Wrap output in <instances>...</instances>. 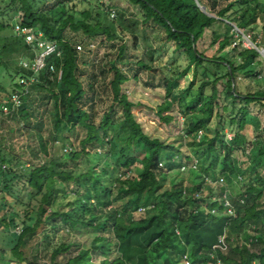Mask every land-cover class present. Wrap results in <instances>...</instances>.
<instances>
[{"label":"trees","instance_id":"trees-1","mask_svg":"<svg viewBox=\"0 0 264 264\" xmlns=\"http://www.w3.org/2000/svg\"><path fill=\"white\" fill-rule=\"evenodd\" d=\"M126 1L140 15L144 25L162 30L166 42L173 44L175 52L185 54L189 59L181 73L167 78L166 93L173 91L174 84L190 68H193V77L188 90L192 89L199 75L202 78L194 97L188 101H176L179 113L190 114L187 134L180 137H196L199 131L208 129L218 115L215 109L219 101L228 99L243 104L237 116L231 119L237 124L238 132L233 140L238 141L240 136L247 139L254 133L264 137L261 121L252 116L249 108L253 103L264 105V92L241 93L237 75V71L248 68L246 75L251 76L250 67L259 53L243 46L242 34L235 31L231 24L250 36L257 46H264V0ZM1 2L5 4L0 6V41L6 42L2 47L5 51H15L24 46L27 49L23 38L15 32L16 23L37 28L56 42L60 56L55 54L47 58L45 69L38 74V83L31 87L38 85L50 93L55 134L64 136L71 145L79 139V144L74 149L66 147L68 153L59 159L52 157L39 161V149L30 148L37 159L32 162L13 152V141L1 138L2 262L41 264L40 259L48 258L47 264H183L188 258L194 264H218V260L221 264H264V237L248 231L250 224L257 226L261 223L264 228V208L259 202L264 195V173L252 171L249 166L241 172L243 175L233 167L227 169V158L234 147L223 138V128H219L213 138L205 136L207 143L203 142L206 147L201 157L210 161H203L201 165L210 177L217 179L221 176L225 183L212 186L203 178L199 183L187 186L181 181L160 191L164 182L160 172L166 167L173 169L180 165L176 159L181 144L153 138L144 130L132 113L134 103L122 92V84L128 76L118 65L126 62L138 68L151 67L129 53L130 48L123 44L117 48V56L110 63L108 73L101 62L90 56V45L98 34L106 35L110 41L117 38L107 25L106 18L108 14L112 20L123 17L122 12H118L119 15L101 0ZM201 6L206 8V12ZM218 23L225 27L223 33L213 29ZM209 30L212 38L210 46H217L215 53L200 47V41ZM79 34L83 47L81 51L77 50L75 40V35ZM132 40V46L136 47L138 37L135 34ZM51 65L62 71L61 79L50 70ZM18 74L19 78H28L31 73L20 67ZM208 86L211 91L206 94ZM12 87V92L7 91L9 93L4 102L7 105H11L13 93L23 92L19 79ZM107 87L112 94L111 105L97 122V97L102 88L105 90ZM174 103L165 101L157 110L165 123L173 119L164 112L170 110ZM116 104L122 106L121 119L113 116ZM10 117L18 123L24 121L30 132L31 113L25 105L7 116L8 119ZM42 127V122L38 120L35 129L40 142L43 139ZM3 131L2 126V135ZM7 131L14 133L9 127ZM217 139L221 145L220 152L212 158ZM40 144L46 152V141ZM223 148L226 154L220 162ZM114 155L117 158L112 161ZM89 156H97L100 167L98 170L79 171L81 159ZM260 157H264V142L253 158L257 160ZM220 163L222 167L218 170ZM188 170L196 172L197 169ZM257 175L262 180L260 183H255ZM246 176L250 177V181L245 183ZM227 179L247 184L246 190L236 196V201L228 191ZM204 184L209 188L208 200L219 188V201L215 198L205 205L202 203L206 200L198 196ZM114 193L116 196L111 198ZM225 193L236 208L243 209L242 213L236 216L227 213ZM241 199L244 203L240 202ZM137 214L144 216L137 218ZM78 227L89 228L96 233L89 248L81 247L77 240L70 238L61 240L58 245H50L58 232L69 235ZM180 228L192 243L188 257ZM254 230L260 231V228ZM221 236L230 242L238 259L227 257L222 250L215 249ZM254 241L262 244L259 252L248 247ZM212 254L216 257L213 258Z\"/></svg>","mask_w":264,"mask_h":264},{"label":"rangeland","instance_id":"rangeland-1","mask_svg":"<svg viewBox=\"0 0 264 264\" xmlns=\"http://www.w3.org/2000/svg\"><path fill=\"white\" fill-rule=\"evenodd\" d=\"M97 2V0H95ZM99 1V0H98ZM104 5L110 9L115 10L116 13L122 12L123 17H115L113 20L110 15H107L106 20L107 25L110 26L112 33H114L117 38L115 40L106 39V35L98 34L93 42L90 45L91 58L96 61L101 62L102 67L108 69L110 63L115 60L117 56V48L120 45H127L130 48L129 53H133L135 56H138L144 60L150 69L138 68L135 64L128 65L124 62L123 65H118L122 68L123 72L128 76V80L122 84V92L128 96V98L134 103L132 107V113L135 115L137 120L143 125L144 130L153 138L165 139L168 142H174L175 144L180 145V152L176 159L180 165L176 166L173 169L164 168L160 172V178L164 179L162 189L160 191H165L172 187L173 184L184 181L185 184L192 185L199 183L203 178H209L210 174L206 172L201 164L203 161H210V159H202V151L206 147L204 143H207L206 137L213 138L217 135L219 128H223L225 141L228 142L230 146L234 147V151L227 158L228 170L229 167H233L238 170V173L244 171V169L249 166L252 171H258L259 174L264 173V157H260L257 160H254V155L257 153L259 147L264 142V137L261 138L257 134H253L251 137H248L247 140L245 137L240 136L238 141H234L235 135H237V124L231 122V119L237 116L239 113L240 107L243 106L241 102L234 103L231 99L228 101L220 100L218 106H216V113L218 114L213 118L209 124V128L205 131H201V137L194 136H185L180 137V135L187 134V125L190 121V114L185 116L179 113L180 108L177 100L188 101L194 97L197 93V89L201 83V76L196 79L194 86L191 90H188L190 80L193 77V68H190L186 74L179 78V80L174 84L173 91L170 94L166 93V83L167 78L176 77L181 73L189 63V59L185 54L177 53L174 50L172 43L166 42L165 35L162 30L150 28L144 25L141 22L140 15L136 13L135 9L129 6V3L126 0H101ZM0 3V6H3L5 2ZM106 8V7H105ZM121 15L120 13H118ZM118 16V15H117ZM114 21V22H113ZM113 22V23H110ZM235 26L234 23H231ZM213 29L218 33H223L225 27L221 24H215ZM239 29V28H237ZM235 30V28H234ZM240 32L243 33L241 29ZM236 31V30H235ZM238 31V33H240ZM135 34L138 37L137 46L133 47L132 35ZM241 34V33H240ZM74 36V34H72ZM235 36V35H234ZM248 36V35H246ZM243 37V36H242ZM250 37V36H248ZM261 38V37H259ZM211 31H207V36L200 41V47L203 50H207L209 53H215L217 51V46H210L211 42ZM75 40L77 44H80L81 34L75 35ZM239 42V41H238ZM5 41H0V104L5 102L7 94L13 91V85L19 79V70H20V58L25 54L29 55V51L24 47H21L15 51H5L2 47L5 44ZM10 43L7 42V44ZM246 42L242 40V44L245 47ZM82 45V44H81ZM210 46V47H209ZM87 52V51H86ZM235 61L238 62L239 58L236 57ZM252 68L251 76L246 75L245 68L243 70L237 71L238 81H239V90L243 94L255 93V92H264V59L261 56L256 58L255 63L250 67ZM110 74L106 75L109 76ZM221 88V85H220ZM9 91V92H7ZM109 88L102 90L98 94L97 101V122L101 118V115L108 106L111 105L112 94L109 93ZM211 91L210 86L206 88V94H209ZM22 105L30 111V132L27 130V124L24 121L16 122L12 117L7 118L4 122V131L2 137L7 141H13V152L17 155H20L22 159L28 161H37L31 154V149H39V161L50 158H64L68 153L65 148L70 146L73 149L79 144V139L75 141L74 145H71L64 136L55 134L53 128V103L50 93L35 85L29 87L28 91H25ZM222 99V98H220ZM175 102L174 106L164 112V115H171L173 117L170 123H165L160 119V116L157 114V110L165 102ZM250 111L252 116L258 117L261 121L262 126L264 127V105L260 103H253L250 105ZM200 107L197 108L199 111ZM220 115V116H219ZM113 116L115 119L123 118L122 106L116 104L114 106ZM39 121L42 122L41 135L43 137L42 141H46V152L41 147L39 134L36 131V123ZM12 128L14 133H9L7 128ZM251 139V140H250ZM204 142V143H203ZM203 143V144H201ZM220 142L217 139L215 141V149H213L212 158H215L216 153L220 152ZM31 148V149H30ZM225 149L221 150L219 156L220 162L223 160V155H225ZM69 151V148H68ZM100 151V150H99ZM227 151V149H226ZM117 156L111 158L112 161H115ZM211 158V160H212ZM199 160L198 169L196 172H192L186 168L182 170L181 167L183 164H193L196 160ZM208 165V162H205ZM205 164V165H206ZM72 165V164H71ZM99 160L97 156H89L81 159L78 166L79 171H87L91 168L98 170ZM222 167L221 163L218 166V170ZM243 175V173H241ZM242 178V177H241ZM257 180L255 183H260L262 180L259 175L255 176ZM254 179V178H253ZM250 181V177L246 176V182ZM228 191H230L233 200H237V195L246 190L245 183L237 182L235 179L228 181ZM219 188L214 190L215 194L211 197V200L219 201V194L217 191ZM209 188L207 185H202V190L198 198H204L206 201H202L205 205L210 202L209 197ZM116 193L111 195V198L115 197ZM218 198V199H217ZM259 202L262 203L264 208V195ZM219 203V202H218ZM218 203L215 206H218ZM233 203V202H232ZM235 207V206H234ZM235 212L242 213L243 209L236 208ZM144 214H137L136 217H143ZM255 228H260V231H255ZM14 231V230H13ZM20 232V230H16ZM248 231L255 236L264 237V228L262 224L257 226L250 224ZM183 239L185 245L187 246L186 257L190 255L192 243L188 240V237L183 233V230L180 228L179 233ZM96 233L89 228L78 227L72 234L67 235L66 232H58L57 236L53 238L51 246L58 245L61 240H71L75 239L80 244L81 247L89 248L91 246L92 240L95 238ZM63 240V241H64ZM37 241V240H35ZM223 253L227 257L238 259V254L233 250L230 242L227 240V244L220 247ZM248 247L251 251L259 252L262 248V244L259 242H250ZM31 249V248H30ZM35 252V250L33 249ZM48 260V258H46ZM47 260H41V264H47ZM0 264H7L0 260ZM258 264V263H257Z\"/></svg>","mask_w":264,"mask_h":264},{"label":"built area","instance_id":"built-area-1","mask_svg":"<svg viewBox=\"0 0 264 264\" xmlns=\"http://www.w3.org/2000/svg\"><path fill=\"white\" fill-rule=\"evenodd\" d=\"M114 16V15H112ZM235 30L240 32L239 29H237L236 26H234ZM15 32L18 36H21L27 46V50L29 51V55H24L20 58L19 65L21 68L25 69L26 71L30 72L28 78L20 77L19 78V84L23 88V92L19 93H13L11 96V105H7L5 103L0 104V146L2 145V126L4 120L7 119V116L11 114L14 111H18L20 106L22 105V96L24 95L25 91H28V88L32 85L38 83L39 78L38 74L45 69L46 67V60L48 57L52 55L60 56V53L58 51V47L55 41L48 39L44 32L37 29V28H31V27H23L19 23H16L15 25ZM242 34V39L246 42L247 48H253L258 53L259 56L264 59V46H257L255 43H253L250 40V37L246 36L244 33L240 32ZM77 50L81 51L83 50V47L81 44L76 45ZM50 70L53 73H56L58 79H61L62 77V71H57L56 67L54 65L50 66ZM202 132H198V137H201ZM195 162L193 164H183L181 169L185 170L186 168L189 169H198L199 160H194ZM209 178H205V181L212 186H217L218 184L223 185L225 183V180L223 177H218L217 179H213L212 177L208 176ZM240 180H242L241 177H239ZM241 203H244V200H240ZM235 205L232 203L231 200L227 199V193L224 194V207L227 210V213L232 216H236L237 212H235ZM227 244V240L225 236H221L219 238V246L222 247L223 245ZM216 245V246H218ZM215 246V249H220ZM222 250V249H220ZM212 257L215 258V254H212ZM183 264H194L191 262L190 259L185 258V262ZM218 264H221L220 260H218ZM253 264H257L254 262Z\"/></svg>","mask_w":264,"mask_h":264},{"label":"water","instance_id":"water-1","mask_svg":"<svg viewBox=\"0 0 264 264\" xmlns=\"http://www.w3.org/2000/svg\"><path fill=\"white\" fill-rule=\"evenodd\" d=\"M201 8H202L203 11L206 12V8H205V7L201 6ZM234 90H235V89H234V84H233V92H234Z\"/></svg>","mask_w":264,"mask_h":264}]
</instances>
